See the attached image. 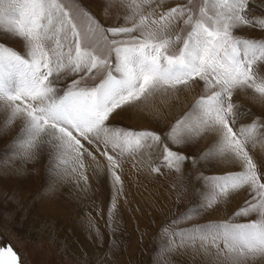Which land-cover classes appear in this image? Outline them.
<instances>
[{"label": "snow or ice", "instance_id": "snow-or-ice-1", "mask_svg": "<svg viewBox=\"0 0 264 264\" xmlns=\"http://www.w3.org/2000/svg\"><path fill=\"white\" fill-rule=\"evenodd\" d=\"M101 13L111 20L83 0H0V134L18 127L0 155L46 158L40 203L65 182L86 190L90 168L119 192L128 162L191 180L190 163L202 199L164 228L169 250L190 264H264V113L236 99L264 104V35L245 31L264 33V0H103ZM189 94L164 128L114 122L130 110L164 119ZM8 199L22 197L14 188ZM237 200L229 216L197 219ZM0 264H24L2 239Z\"/></svg>", "mask_w": 264, "mask_h": 264}, {"label": "rangeland", "instance_id": "rangeland-1", "mask_svg": "<svg viewBox=\"0 0 264 264\" xmlns=\"http://www.w3.org/2000/svg\"><path fill=\"white\" fill-rule=\"evenodd\" d=\"M200 2L201 0H195L197 4ZM83 4L97 18L111 20V15L101 13L103 0H83ZM245 31H250L253 36L264 35L258 31ZM12 46L18 49L19 43H13ZM198 91L199 89L197 93ZM193 95L183 96L180 103L162 109L164 119L154 116L149 110H130L120 113L114 122L138 128H164L188 109ZM236 99L251 108L256 115L264 113V104L256 103L251 92L246 96L241 93ZM160 103L157 101V105ZM244 122L247 123L248 120L245 119ZM17 131L18 127H13L0 134V154L11 151L6 146ZM197 143L203 148L207 142ZM187 151L197 152L199 149L190 147ZM0 162L3 163L0 167V213H4L0 218V239L5 244L11 243L23 258L24 264H100L102 261L101 264H121L123 260L126 261L125 264H190L185 255L171 252L161 235L178 213H184L194 201L197 204L201 202L202 197L198 199L189 187V184L200 187L199 182L194 179L198 169L192 168L190 163L184 165V172L191 170V180L187 175L181 176L164 167L156 174L143 163L137 162V166L133 167L128 162L121 174L123 190L119 192V186L114 187L106 173H97L90 168L86 190H82L83 182L81 186L65 182L49 199L40 203L36 194L41 190L42 182L48 179L45 172L46 158L23 164L18 160L5 161L3 155H0ZM14 168L24 170L22 178L10 174ZM14 188L20 192L22 199L10 202L8 194ZM177 192L183 193L180 198H177ZM238 203L239 200L234 201L228 208L221 207L197 219L203 222L229 216ZM52 215L63 224L61 227L66 225L65 235L80 232L84 242L95 250L97 248L98 256L90 261H83L68 248L58 232L50 235L49 229V232L45 231L46 221H50L47 227L52 228L51 222L55 219ZM187 223L183 221L181 226ZM76 244L80 245L79 241ZM109 258L111 261H106Z\"/></svg>", "mask_w": 264, "mask_h": 264}, {"label": "bare ground", "instance_id": "bare-ground-1", "mask_svg": "<svg viewBox=\"0 0 264 264\" xmlns=\"http://www.w3.org/2000/svg\"><path fill=\"white\" fill-rule=\"evenodd\" d=\"M245 96H246V94H245ZM50 205H52V204H50ZM49 206V205H48ZM40 208V207H39ZM51 208V207H50ZM47 209V208H46ZM50 210V209H49ZM43 211V210H42ZM52 211V210H51ZM41 212V211H40ZM35 213V212H34ZM46 213V212H45ZM43 214V213H42ZM37 215V214H36ZM39 215H40V213H39ZM43 216H44V214H43ZM53 216V215H52ZM40 217H41V215H40ZM39 217V218H40ZM50 217V216H49ZM54 217V216H53ZM55 218V217H54ZM44 219V218H43ZM42 219V220H43ZM41 220V219H40ZM50 220V219H49ZM29 222H32V221H29ZM51 224H52V228L51 227H48V229H49V231L51 232V234H55L54 232H58V234L60 235V237L62 238V239H64V241H66V243L68 244V248L70 249V250H72V251H74L75 252V255L77 256V257H79L81 260H86V262H87V260H89L90 261V259H92V258H95V257H97L98 255H97V252H96V250H97V248H96V250H95V248L93 249L91 246H90V244H88L87 242H84L82 239H81V234H80V232H78V231H74V232H72V235L71 234H68V235H65V232H66V225H64V227H61V225L63 226V224H61L59 221H58V219L57 218H55L54 219V222L52 223L51 222ZM31 225V224H30ZM34 226V228H35V225L34 224H32V227ZM42 227V226H41ZM81 228V227H80ZM39 230V229H38ZM42 231V230H41ZM48 231V232H49ZM56 235V234H55ZM52 236H54V235H52ZM83 236V235H82ZM85 237V236H84ZM77 239H78V241H79V243H80V245H78V244H76L78 241H77ZM87 239V238H86ZM90 243V242H89ZM76 244V245H75ZM86 244V245H85ZM92 244V243H91ZM98 254H100V253H98ZM111 256V255H110ZM114 257H116V256H114ZM106 258H108V257H106ZM112 258V257H111ZM111 261V259L109 258L108 260H106V261ZM113 260V259H112ZM115 260H117V259H115ZM109 261V262H110ZM118 261V260H117ZM103 262V261H102ZM101 262V263H102ZM105 262V261H104ZM100 263V262H99ZM100 263V264H101ZM119 263H120V261H119ZM126 263V261L125 260H123L122 262H121V264H125Z\"/></svg>", "mask_w": 264, "mask_h": 264}]
</instances>
